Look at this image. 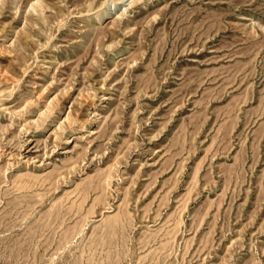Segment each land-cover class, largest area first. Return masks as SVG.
I'll use <instances>...</instances> for the list:
<instances>
[{
    "label": "rangeland",
    "instance_id": "obj_1",
    "mask_svg": "<svg viewBox=\"0 0 264 264\" xmlns=\"http://www.w3.org/2000/svg\"><path fill=\"white\" fill-rule=\"evenodd\" d=\"M0 264H264V0H0Z\"/></svg>",
    "mask_w": 264,
    "mask_h": 264
},
{
    "label": "bare ground",
    "instance_id": "obj_2",
    "mask_svg": "<svg viewBox=\"0 0 264 264\" xmlns=\"http://www.w3.org/2000/svg\"><path fill=\"white\" fill-rule=\"evenodd\" d=\"M110 10L111 9H106V8L104 10H102V12L98 16V19L101 20L102 18H105L106 16H108L110 13Z\"/></svg>",
    "mask_w": 264,
    "mask_h": 264
}]
</instances>
